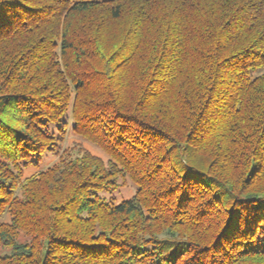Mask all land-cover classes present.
Masks as SVG:
<instances>
[{"label": "trees", "instance_id": "trees-1", "mask_svg": "<svg viewBox=\"0 0 264 264\" xmlns=\"http://www.w3.org/2000/svg\"><path fill=\"white\" fill-rule=\"evenodd\" d=\"M0 264H264V0H0Z\"/></svg>", "mask_w": 264, "mask_h": 264}, {"label": "rangeland", "instance_id": "rangeland-1", "mask_svg": "<svg viewBox=\"0 0 264 264\" xmlns=\"http://www.w3.org/2000/svg\"><path fill=\"white\" fill-rule=\"evenodd\" d=\"M76 144H78L79 146H83L88 148L92 153L101 156L102 158L106 159V155L96 146H94L91 143H88L87 141H84L78 137H76L75 135L72 134V132H69L68 138L65 142V148L67 147L68 149L74 147ZM56 161V158L54 156H48L44 163L40 166V170H45L48 167H50L51 165H53V163ZM38 170L36 169H32L30 170L29 173H34L37 172ZM121 183V181H120ZM136 188L135 186L132 184V182L130 180H127L125 182V185L120 186V189L116 192H114L113 194H107V193H102L101 195L105 198H110L111 196H113L114 198L117 199V201H121L122 199H128L131 198L134 194H135ZM6 219L7 216L5 217ZM5 218H2L5 220Z\"/></svg>", "mask_w": 264, "mask_h": 264}]
</instances>
